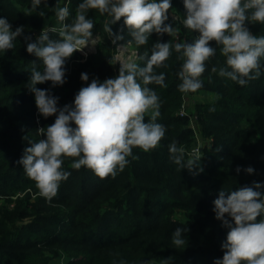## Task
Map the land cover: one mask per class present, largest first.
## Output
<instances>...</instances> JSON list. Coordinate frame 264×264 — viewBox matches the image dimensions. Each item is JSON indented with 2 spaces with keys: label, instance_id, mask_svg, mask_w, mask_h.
I'll return each instance as SVG.
<instances>
[{
  "label": "trees",
  "instance_id": "1",
  "mask_svg": "<svg viewBox=\"0 0 264 264\" xmlns=\"http://www.w3.org/2000/svg\"><path fill=\"white\" fill-rule=\"evenodd\" d=\"M81 0H68L71 22ZM56 0H47L37 12L30 11L32 0H0V18H7L13 30L24 26V35L17 37L15 47L0 52V264H141L172 257L170 264H214L223 257L221 245L226 241L228 228L215 218L213 201L220 190L235 191L254 182L264 183V75L240 86L211 72L213 66H224L219 54L206 62L200 77L203 86L197 92L182 93L176 76L181 61L173 50L165 61L167 87L149 85L160 97V116L156 122L166 127L160 146L149 152L133 149L129 164L115 177L99 178L82 167L72 169L74 158H65L64 170L69 177L60 182L58 194L50 202L43 198L35 183L18 164L29 141L40 138L38 127L54 123L55 116L44 118L38 114L34 94L28 89L31 62L38 58L27 52V43L34 42L42 29L58 28L53 8ZM172 9L182 19L186 16L183 0H171ZM44 11L41 17L38 12ZM95 22L93 34H105L102 17L90 10ZM180 29V41H193L198 33ZM254 35H264V24H248ZM113 32L131 39L123 18L112 25ZM106 35V34H105ZM25 36L31 37L26 41ZM50 36L57 38L56 33ZM175 38L153 33L140 53L156 42ZM215 47L214 42H211ZM136 48V46L133 44ZM114 55L111 39L103 36L96 53L84 57L80 51L66 60L65 83L52 87L51 82L36 85L59 98L58 107L74 103L81 87L93 78L103 82L115 78L119 68L109 63ZM143 66V62H138ZM87 73L89 80H81ZM206 90L216 95L214 102L196 105L195 127L191 114L180 116L186 97ZM211 109H214L212 111ZM150 119L146 114L145 122ZM75 127V125H72ZM175 141L185 149V160L203 147V172L181 169L170 159L168 145ZM217 148H221L219 152ZM237 166L241 167L239 173ZM255 171L248 174L247 167ZM264 191V189H260ZM228 193H226L227 195ZM260 217H258V220ZM178 227L187 228V246L177 250L171 243Z\"/></svg>",
  "mask_w": 264,
  "mask_h": 264
},
{
  "label": "clouds",
  "instance_id": "2",
  "mask_svg": "<svg viewBox=\"0 0 264 264\" xmlns=\"http://www.w3.org/2000/svg\"><path fill=\"white\" fill-rule=\"evenodd\" d=\"M42 2L47 7V0H32L30 11L37 12ZM183 4L186 16L173 19L179 20L185 29L198 33L191 42L180 41V29L174 23H165L172 9L171 0H81L71 22H68L69 7L61 6L60 0H56L53 11L59 27L42 29L34 42L27 43L26 49L38 58L31 62L28 82L38 114L56 118L51 125L37 128L36 134L44 138L29 141L30 146L17 161L47 201L57 196L60 182L70 175L63 167L65 158H74L70 164L72 169L85 167L103 179L123 171L130 162L129 157L138 159L133 149L149 152L160 146L166 127L156 122L161 102L149 85L167 87L165 73H157L156 69L167 66L165 61L173 50L182 62L176 73L182 93H194L202 88L200 77L206 70V62L217 51L224 57V66H213V74L240 86L264 75V35H254L247 26L264 24V0H183ZM90 10L107 17L103 32L116 45L109 63L120 65L119 74L103 82L93 78L79 89L73 104L58 107L59 98L36 85L51 82L52 87L62 86L66 82V60L75 52L102 42L101 36L93 38L95 22L89 18ZM38 14L45 16L42 10ZM121 18L131 37L124 44L117 43L125 39L123 29L121 33L112 29ZM50 32L56 33L57 38L53 39ZM153 33L167 34L175 42L158 41L140 53L138 49L148 44ZM22 35L24 26L13 30L6 17L0 18V52L13 49L17 37ZM24 39L31 41L29 36ZM133 44L137 51L129 55ZM138 62H143V66ZM80 78L84 82L89 80L87 73H81ZM146 114H150L147 123ZM168 150L172 162L181 169L203 172V167L197 164L203 157L202 152L185 160V149L175 141L168 145ZM240 171L241 167L237 166L236 172ZM244 171L253 174L255 170L249 166ZM260 189H264V183L254 182L251 187L235 191L222 189L213 201L215 218L229 229L221 245L223 257L214 264H264V191ZM187 231L183 227L174 230L171 243L175 249L186 248ZM171 260L172 257L161 259L160 264H170ZM119 264L126 262L121 260ZM141 264H153V261L144 260Z\"/></svg>",
  "mask_w": 264,
  "mask_h": 264
},
{
  "label": "rangeland",
  "instance_id": "3",
  "mask_svg": "<svg viewBox=\"0 0 264 264\" xmlns=\"http://www.w3.org/2000/svg\"><path fill=\"white\" fill-rule=\"evenodd\" d=\"M68 0H60V4L61 6H65L67 5ZM173 14L174 16H178L180 17L178 14L174 13V12H168V15ZM34 35H39L38 32H35ZM99 34H93V38H95L96 36H98ZM101 36V35H100ZM104 37L107 35H103ZM103 36H101V38H103ZM91 45H89L90 47ZM96 46V45H95ZM216 99V95L213 94L212 92L206 91V90H202L199 91V93L197 94H193L192 97H190V99L187 97V99L185 100V103L183 104V106L185 105V111L187 114H191L192 116V120H193V125L195 127V122H196V115H194V112H196V105L198 103H206V102H214ZM182 106V108H183ZM182 111V109L180 110V112ZM203 144V146L205 145L204 141H200L199 145ZM199 150V149H198ZM201 152L200 150L198 152H196V150L194 151L195 155H199ZM202 160V159H200ZM203 161V160H202ZM55 264H64V262L62 260H57V262H55Z\"/></svg>",
  "mask_w": 264,
  "mask_h": 264
},
{
  "label": "built area",
  "instance_id": "4",
  "mask_svg": "<svg viewBox=\"0 0 264 264\" xmlns=\"http://www.w3.org/2000/svg\"><path fill=\"white\" fill-rule=\"evenodd\" d=\"M169 19L168 20H171L173 19L174 15L170 13V15H168ZM181 19V18H180ZM179 21V20H178ZM101 34H99L98 36H100ZM102 36V35H101ZM102 41H103V38H102ZM118 43V42H117ZM100 43H98L96 46H90V47H86L81 53L84 57H88L90 54L92 53H96L97 52V48L99 46ZM118 44H124V43H118ZM114 48L116 47V45H113ZM134 51H137V48H135L133 45L129 48V55H131L132 52ZM139 51V50H138ZM140 52V51H139ZM114 54H115V51H114ZM115 69H118L120 67V65L117 63L114 65ZM188 115L185 111V105L183 106L182 108V111L180 112V116L184 117ZM199 150L196 149V152H198Z\"/></svg>",
  "mask_w": 264,
  "mask_h": 264
},
{
  "label": "water",
  "instance_id": "5",
  "mask_svg": "<svg viewBox=\"0 0 264 264\" xmlns=\"http://www.w3.org/2000/svg\"><path fill=\"white\" fill-rule=\"evenodd\" d=\"M203 147H204L203 144H200V145H199V150H200V152L203 151ZM197 163L200 164V165H202V164H203V161H202V160H198Z\"/></svg>",
  "mask_w": 264,
  "mask_h": 264
},
{
  "label": "crops",
  "instance_id": "6",
  "mask_svg": "<svg viewBox=\"0 0 264 264\" xmlns=\"http://www.w3.org/2000/svg\"><path fill=\"white\" fill-rule=\"evenodd\" d=\"M189 99H190V97H192V95L191 96H187ZM187 97H186V99H187Z\"/></svg>",
  "mask_w": 264,
  "mask_h": 264
}]
</instances>
